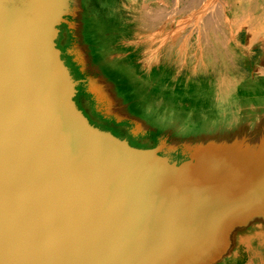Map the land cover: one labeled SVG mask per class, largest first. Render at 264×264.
Returning <instances> with one entry per match:
<instances>
[{"label": "water", "instance_id": "95a60500", "mask_svg": "<svg viewBox=\"0 0 264 264\" xmlns=\"http://www.w3.org/2000/svg\"><path fill=\"white\" fill-rule=\"evenodd\" d=\"M70 3L0 0V264L216 256L264 217V172H245V139L195 143L176 160L93 123L57 42ZM217 221H230L226 244L206 253Z\"/></svg>", "mask_w": 264, "mask_h": 264}, {"label": "crops", "instance_id": "0c3cea01", "mask_svg": "<svg viewBox=\"0 0 264 264\" xmlns=\"http://www.w3.org/2000/svg\"><path fill=\"white\" fill-rule=\"evenodd\" d=\"M166 1L142 0L141 13L132 10V21L138 24L137 32L135 26L129 29V12L121 15L122 19L127 18L122 26L118 12L109 8V15L104 14L105 3L98 7L89 1L90 4L82 7V20L99 19V16L113 19V25L104 21L100 23L101 40L111 46L100 58L111 62L121 72L126 88H112L103 75L91 70L84 48L74 36L77 34L74 25L78 21L73 20V27H70L72 13L63 15L64 20L58 24L57 42L63 58L79 81L77 95L82 104L76 98L78 103L93 123L140 147L162 149L166 141H171L170 146H173L184 141L195 144L244 138L245 151L241 156L245 158V172L259 169L264 172V36L231 37L226 35L225 24H222V36L199 37L196 44L201 43L200 47L193 52V43L188 42L191 37L183 38L175 29L166 31L176 19L169 20L163 14L161 5L168 6ZM253 27L264 29L263 20L257 21ZM182 39L187 40L183 42ZM125 40L132 49L125 56L117 55ZM74 49L81 53V61L74 55ZM123 89L127 91V97H122ZM219 92L223 95L216 96ZM100 94L103 96L101 108L105 111H99L97 104H93L98 102ZM139 104H144L150 117L137 111L135 106ZM235 105L244 109V116L232 115L231 108ZM168 110L179 119L180 115L187 113L206 118L204 122L209 126L217 122L221 128L200 135L178 136L164 130L153 119ZM136 122L143 126V133H136L132 128ZM187 123L189 127L194 124L193 121ZM143 141L146 145L141 143ZM252 219L264 221L263 216Z\"/></svg>", "mask_w": 264, "mask_h": 264}, {"label": "rangeland", "instance_id": "374dc122", "mask_svg": "<svg viewBox=\"0 0 264 264\" xmlns=\"http://www.w3.org/2000/svg\"><path fill=\"white\" fill-rule=\"evenodd\" d=\"M89 1L92 3H96L98 7L101 6V3H105L103 5V12L105 15H109V8H112V11L114 12H118L120 16L122 14L128 15L129 12V29H132V27L135 26V32L139 31L136 28L138 24H135L132 21V10L136 9L141 13L142 0ZM70 2L72 7L71 13L73 16L70 19L72 21H70L69 26L73 27V20L78 21L76 15L79 13L81 3L80 0H70ZM166 2L168 6L161 5L163 14H165L169 20L176 18L175 24L168 26L166 31L175 29L178 33L177 35L181 34L180 36H182L183 38L191 37L192 40L188 42L193 43V52L196 51V48L200 47L199 45L201 43H199V45L196 44L199 37L222 36V24H225L224 31L226 32V35H230L231 37H250L256 35L264 36V29L256 30L255 28H253L254 24H256L257 21L260 20L262 22L263 20L264 22V0H167ZM249 18L252 19L250 20ZM99 20L101 22L104 21L108 25H113L112 23H114L113 19L111 20L109 16H107L106 18L105 16L104 18L99 16ZM118 20L120 22V25L125 26L126 22L123 23V21L127 20L125 16L124 19H122L121 16ZM244 21L246 23H244ZM212 26H214V28ZM127 28L128 27L123 28V30L125 31V29ZM92 29L95 30L93 26ZM126 40L124 41L125 44L120 46L121 48L120 51L117 52V55L125 56L126 52H129L132 49L131 45H129ZM186 40L187 39H182L183 42H185ZM73 51L75 53L74 55L79 57L81 61V53L78 52L77 49H74ZM222 95L223 93L220 92L216 94V96ZM93 104H97L96 107L99 111L106 110L105 108H101L103 105H101V103L99 102H94ZM237 104L238 103H236V105ZM235 106H232L231 108L232 115L234 114V116H244V109ZM134 111L136 110L134 109ZM216 111L217 110L215 109V112ZM163 113L164 114L160 117L166 120L165 125L168 127H173L177 124L181 127L179 131H181L182 133L190 132L200 135L202 133L210 132V130H218L221 128L220 125L217 124V122L212 124L213 126L205 124L204 119L206 118H203L201 116H190L186 113L180 115L181 119H179L178 117H175V115L170 114L169 110V114L167 112ZM170 117L171 119H169ZM179 120H182V122H180ZM191 121L196 124L195 127L194 124L190 126V128L194 131L187 130L189 129V123L187 122ZM170 123L173 124V126L170 125ZM132 128H134L136 133L144 132L143 126L138 122L133 123ZM141 143L146 145V142L144 141ZM170 143L171 141H166V146L162 147L161 154L168 155L172 159L176 160H183L189 157L187 146L192 145L191 142L184 141L173 146H170ZM223 249L224 250L218 253L216 256H213L208 260L201 262L200 264H264V221H253L248 225L235 227L232 230L230 238Z\"/></svg>", "mask_w": 264, "mask_h": 264}, {"label": "bare ground", "instance_id": "6f19581e", "mask_svg": "<svg viewBox=\"0 0 264 264\" xmlns=\"http://www.w3.org/2000/svg\"><path fill=\"white\" fill-rule=\"evenodd\" d=\"M88 4H90L89 0H81V5H80L81 8L79 9V13L76 15L78 22H76V24L74 25V29H76L77 34H74V36H76L78 38V41L83 46L84 51L87 55V61L91 67V70L96 72V73H100L101 75H103V77H105L107 79V81L111 84L112 88H126V82H125L124 76H122L121 72L117 71L114 68V66H112L111 62L105 61L104 58L103 59L100 58L101 54L106 53V51L111 48L110 45L104 44V42L101 40L102 39L100 37V33H101L100 32V23H101V21L95 17L89 18L87 20L81 19L82 18L81 17L82 7L84 8ZM91 4H94V2L93 3L91 2ZM214 5H215V3H214ZM217 13H218V11H217ZM245 18H246V16H245ZM249 19L251 20L252 18H249ZM244 23H246V22L244 21ZM92 26L95 30L92 29ZM255 39H256V37H255ZM121 94H122V97L128 96L127 91L124 89H123V92ZM98 96L99 97H97V99H98V102L100 103V101L103 100V99L101 100V98H103V96H102V94H100ZM135 107H138L137 111H139L141 114L146 113V115L149 116L147 109L144 108V104L136 105ZM151 118H153V117H151ZM153 119L156 120L160 124V127H162L164 130L172 131L178 136H181L182 134H188V132L182 133L181 131H179V129L181 127L177 124L175 126H173V124L170 123V125H172L173 127L166 126L165 125L166 120L161 118V117L156 116ZM169 119H171V117ZM187 130L188 131H190V130L194 131L190 127ZM230 226H231L230 221H217V222H215L214 226L211 229L213 234L211 236L209 235L207 237V239L204 238L208 242L207 244L205 243V246H204V251L206 253H210L212 247H215V250L222 249L224 247V245L226 244V239H227V236L225 234L228 231Z\"/></svg>", "mask_w": 264, "mask_h": 264}, {"label": "flooded vegetation", "instance_id": "af4514ba", "mask_svg": "<svg viewBox=\"0 0 264 264\" xmlns=\"http://www.w3.org/2000/svg\"><path fill=\"white\" fill-rule=\"evenodd\" d=\"M78 96H79V95H77V99H78V101H80L79 103L82 104V102H81V100H79V97H78Z\"/></svg>", "mask_w": 264, "mask_h": 264}]
</instances>
